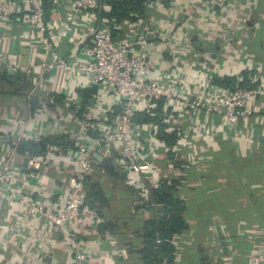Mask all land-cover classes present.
<instances>
[{
  "label": "built area",
  "instance_id": "built-area-1",
  "mask_svg": "<svg viewBox=\"0 0 264 264\" xmlns=\"http://www.w3.org/2000/svg\"><path fill=\"white\" fill-rule=\"evenodd\" d=\"M103 1L0 0V35L10 42L8 50L0 49V78L8 71L22 75L9 84L0 79V97L20 95L0 99V202L16 217L13 226L0 220V232L5 231L3 245L12 247V259L25 253L24 264H45V248L66 264H122L107 260L101 243L113 247L117 240L100 229L105 222L86 200L85 178L105 167L94 155L111 160L134 205L157 214L149 192L174 171L176 156L199 178L197 152L207 141L242 138L247 126L251 140L264 138V56L230 43L224 74L236 76L237 83L222 87L213 83L223 74L217 56L203 51L207 35L241 24L240 2L155 0L131 23L99 19ZM24 48H34L41 60L23 65ZM255 70L251 85L241 86L240 74ZM50 94L61 96L62 103ZM86 96L87 107L78 116ZM140 113L159 123L139 124ZM160 126L174 134L171 147L160 141ZM48 135L73 146L65 151L50 146L41 156H25L23 165L13 161L22 160L20 143ZM40 231L43 237L35 239ZM181 238L173 239L172 261L160 264H182L188 244ZM224 244L230 264H264L260 224L228 235ZM28 246H34L30 257Z\"/></svg>",
  "mask_w": 264,
  "mask_h": 264
},
{
  "label": "trees",
  "instance_id": "trees-1",
  "mask_svg": "<svg viewBox=\"0 0 264 264\" xmlns=\"http://www.w3.org/2000/svg\"><path fill=\"white\" fill-rule=\"evenodd\" d=\"M154 1L155 0H104L100 10H98L99 19H115L118 22L128 21L136 23L137 18L135 15L147 14L151 3ZM260 10L264 13V4ZM262 28L264 32V22ZM242 52L252 56L256 55L254 52H249L247 50H242ZM256 71L257 70L241 73L240 77L242 78V82H240V85L244 87L250 86V77H253L252 75L257 76L258 73ZM0 79L6 84L14 81L13 77L7 73ZM213 83L222 87H233L237 83V77L216 75ZM3 96V99H5L4 102H8L17 96L18 98L20 97L18 93L12 91ZM50 96L54 98L57 104L62 103L63 98L61 96L56 94H50ZM87 97L88 96L84 97L80 110L78 111V116H81L84 109L87 107ZM35 105L36 102L32 99L31 108L33 110L35 109ZM156 111L158 114H161L159 108ZM135 120L139 124L159 123V120L150 118L146 113L137 114ZM163 128L164 126H160L158 130L160 141L171 147L175 136L174 134L171 136L167 135L163 131ZM50 146L65 151L68 147H72L73 143L59 135H48L38 140H28L20 143L17 146V154L19 156L38 157ZM214 155V161L213 163L211 162L210 169L208 170L211 179L216 176L215 173L219 171V173H226V169L221 170V164L227 163L232 165L235 160H233L234 156H232L233 153L229 149V146L221 147L219 152ZM170 156H173L171 151L169 152V157ZM210 156L212 157L211 154ZM174 163V171L170 173V175L163 177L158 186L150 189V202L155 207L157 214L152 213L146 218L139 213L143 209H146L144 208L145 206H136L133 204L131 200L132 191L129 189V186L122 185L121 182H119L120 176L115 169L102 167L100 165L98 170L93 171L84 180L87 189L86 200L88 205L98 215L101 209L104 210L106 206L109 205V202L103 196L105 185H115V188H118L117 194H121L122 196L126 195L128 198V203L123 204L122 207L119 206V208L115 210V213L119 217V221H125L128 226H130V231L135 232V236L131 235L130 239L136 238L137 251L130 263L129 260L125 261L126 264H160L164 259L172 261L174 237H181L189 226L192 225L191 222L186 221L190 219L189 215H191L192 211L199 205L206 206L213 198V195L209 196L206 193L207 188L204 187L203 182V187L202 185L198 188L196 187L199 184L198 179L201 176L199 178L194 177V170L187 169L182 156H176V158H174ZM244 169L247 171V173H244L246 176L244 179H246L247 188L249 190V194L247 193L249 195L247 203L251 205L250 214H248V216L243 214L244 220L238 222V225H235L236 227L233 226L232 229H237V232L233 234L242 232L251 222H256L260 224V226H264V147L260 153L254 154L247 159L244 164ZM202 174L205 176L204 172H201V175ZM236 175L238 176V174ZM240 194L243 196L242 193ZM251 215H254L256 221H250ZM248 221L250 222L248 223ZM100 229L109 231L119 242L125 240V237L128 235L127 230L122 228L120 223L115 224L109 222L108 224H101Z\"/></svg>",
  "mask_w": 264,
  "mask_h": 264
},
{
  "label": "crops",
  "instance_id": "crops-1",
  "mask_svg": "<svg viewBox=\"0 0 264 264\" xmlns=\"http://www.w3.org/2000/svg\"><path fill=\"white\" fill-rule=\"evenodd\" d=\"M229 2H240L243 7L242 10L237 13L240 18L241 24L234 30L222 34L221 32H212L207 35L203 42V51L205 53H214L217 56L220 66V76L228 77L229 69V48L230 43L238 49L254 52L257 56H264V32L263 22L264 13L260 8L264 4V0H228ZM242 1V2H241ZM57 18H63L62 15H57ZM250 32V34H249ZM10 42L6 39H1L0 35V49L8 50ZM22 63L23 65L33 64L40 61L41 56L34 52V48L28 50L24 48L22 50ZM11 77L15 79L21 78L22 75L14 73ZM32 112L34 111L30 108ZM34 113V112H33ZM260 128L264 129V119L260 125ZM252 133L249 131L248 126L244 129L242 138H215L207 141L200 150H198V156H200V163L202 166V174L198 179V183H204V187L207 188L206 193L209 196L213 195L212 200L206 205L197 206L189 215L190 219L186 221L191 222L192 225L181 236L187 245V254L182 258V264H230L228 252L224 249V239L237 229H232L233 226H237L238 222L244 220L243 214H250V207L247 203L249 197V190L247 186L246 177L244 173L247 171L244 169V164L252 155L260 153L264 147V141L251 140ZM229 146V149L233 153L232 156L234 164L229 165L227 163L221 164V170L226 169V173H215L212 179L208 170L210 169L211 162L213 163L215 155L221 147ZM212 155V157L210 156ZM25 156H20L22 159L14 162L17 164L25 161ZM236 161V162H235ZM16 164V165H17ZM226 166H225V165ZM224 166V167H223ZM246 171V172H245ZM238 174V176L236 174ZM203 176V179H202ZM197 178V176H194ZM205 177V178H204ZM248 177V176H247ZM207 178V179H206ZM118 188L115 185H105L103 189V196L109 202L106 209H101L99 215L105 222L104 224L119 223V217L115 213V210L122 207L123 204L128 203V198L117 194ZM251 192V191H250ZM243 196H241V194ZM248 193V194H247ZM240 194V195H239ZM241 196V197H238ZM245 197V199H244ZM141 216L148 217L150 213L141 211ZM239 214V215H238ZM15 216L10 211L6 202H0V220L8 222L9 225L15 224ZM142 218V217H141ZM250 221H256L254 215L250 216ZM248 221V223L250 222ZM236 223V224H235ZM247 223V224H248ZM252 223V222H251ZM122 228L130 231V226L124 221L120 222ZM124 224V225H123ZM235 226V227H236ZM264 229V226H261ZM134 232V231H133ZM5 231L0 232V257L7 264H24L25 253L17 252L13 259L11 255L13 253L12 247L9 245H3V235ZM135 236V232L133 234ZM43 237V233L40 231L34 238ZM134 239H125L121 242L117 241L116 245L111 247L105 241L101 243V249L106 252V258L109 262L115 259H119L122 264H126L125 261H132L137 251V242ZM40 246V245H36ZM34 246H28L26 250L27 256H32L31 252ZM45 264H66V259L62 256L57 261L52 258L49 251L45 248L43 250ZM15 257V258H14ZM132 263V262H131Z\"/></svg>",
  "mask_w": 264,
  "mask_h": 264
},
{
  "label": "water",
  "instance_id": "water-1",
  "mask_svg": "<svg viewBox=\"0 0 264 264\" xmlns=\"http://www.w3.org/2000/svg\"><path fill=\"white\" fill-rule=\"evenodd\" d=\"M204 50V49H203ZM212 56H214V53L212 54ZM8 75L12 76L14 74V72L12 71H8L7 72ZM92 104V101L90 102ZM262 141H264V138H262ZM94 158L100 162L101 164H103L105 167L107 168H111L112 166V162L109 158L107 159H103L102 157L98 156V155H94Z\"/></svg>",
  "mask_w": 264,
  "mask_h": 264
},
{
  "label": "rangeland",
  "instance_id": "rangeland-1",
  "mask_svg": "<svg viewBox=\"0 0 264 264\" xmlns=\"http://www.w3.org/2000/svg\"><path fill=\"white\" fill-rule=\"evenodd\" d=\"M4 98V96H1L0 97V99L3 101V103H4V101H5V99H3Z\"/></svg>",
  "mask_w": 264,
  "mask_h": 264
}]
</instances>
